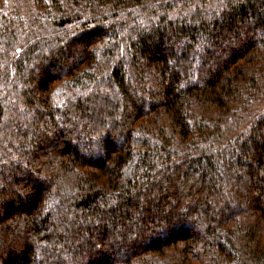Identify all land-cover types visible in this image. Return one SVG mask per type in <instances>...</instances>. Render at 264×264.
Listing matches in <instances>:
<instances>
[{
    "label": "trees",
    "instance_id": "1",
    "mask_svg": "<svg viewBox=\"0 0 264 264\" xmlns=\"http://www.w3.org/2000/svg\"><path fill=\"white\" fill-rule=\"evenodd\" d=\"M0 264H264V0H0Z\"/></svg>",
    "mask_w": 264,
    "mask_h": 264
},
{
    "label": "bare ground",
    "instance_id": "2",
    "mask_svg": "<svg viewBox=\"0 0 264 264\" xmlns=\"http://www.w3.org/2000/svg\"><path fill=\"white\" fill-rule=\"evenodd\" d=\"M45 134V133H44ZM176 262V261H175Z\"/></svg>",
    "mask_w": 264,
    "mask_h": 264
}]
</instances>
